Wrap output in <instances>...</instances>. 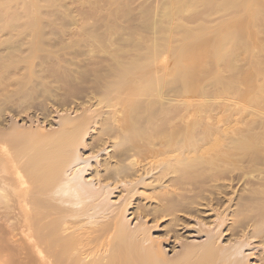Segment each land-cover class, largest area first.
I'll return each mask as SVG.
<instances>
[{"label": "bare ground", "instance_id": "bare-ground-1", "mask_svg": "<svg viewBox=\"0 0 264 264\" xmlns=\"http://www.w3.org/2000/svg\"><path fill=\"white\" fill-rule=\"evenodd\" d=\"M155 1L156 8H140L143 29L163 35L134 34L124 38L126 45L117 36L130 29L112 20H127L136 1L76 2L99 4L100 11L117 6L97 15L96 24L94 10L80 8V23L91 19L109 36L95 27L84 38L91 48L81 49L86 30L68 48L62 44L63 26L76 23L58 16L62 0H0V264H249L250 240L257 238L264 250V0ZM65 48L75 49L66 52L70 59L85 56L71 64ZM92 51L105 63L92 62ZM168 54L170 69L161 64ZM74 82L94 94L84 108L72 116L60 108L48 128L29 119L33 106L47 109L49 97L62 107V87L66 92ZM96 127L130 161H117L95 183L83 175L99 150L85 158L80 150ZM151 173L153 183L138 192ZM230 179L242 183L245 196L231 213L240 231L228 245L220 242L222 232L205 231L204 244L170 258L146 223L129 227L125 213L135 195L172 213L198 205L208 192H223ZM111 181L122 184L123 204L110 202ZM226 215L216 216L217 229Z\"/></svg>", "mask_w": 264, "mask_h": 264}, {"label": "rangeland", "instance_id": "rangeland-1", "mask_svg": "<svg viewBox=\"0 0 264 264\" xmlns=\"http://www.w3.org/2000/svg\"><path fill=\"white\" fill-rule=\"evenodd\" d=\"M78 1L77 0H62V2L65 5L63 4L62 11H59L58 16L62 17L65 20H74V18H75L76 19L75 20L76 23L73 24V25L72 24H68V26H66V25L63 26L64 27V28H62V30L64 31L63 32V36H66V37L62 36V38H64V39L61 38L62 41H63V42L62 41L61 42H62L63 45L67 46L66 48H68V45H70L76 37H77V40L79 39L80 33H82L81 31L86 30V31H83V32H87L86 33L87 35L85 34L84 37H82V39L84 40L82 42H86V43L83 44V43L79 42V44H80L79 46L82 45L81 49L84 48V47L91 48L90 46L92 44H90L89 41L90 42H92V41L90 40V38H88L89 40L88 39H84L85 36L90 37L92 35L91 34V30L93 28H95V27H100L101 29H102V27H104V25H102V27H101V25H98V26L95 25L98 22L97 19H96L97 15L98 16L100 15L102 17V16H104V14H106L108 12L115 11L117 9V6H115V4H113L109 8L111 11H109V9L107 11L106 10L100 11L99 8H98L99 4L96 7L93 8V6H91V5H89V7H87L88 5H85L88 2H86L85 4L83 3L82 5H79V4L76 5V2L80 3V0H78ZM86 1H88V0H86ZM134 1H136L135 4L131 3L132 5L130 7V10L132 12L130 11V14H129V17H128L129 20L128 19L127 20H120L122 23H120V21L118 19L115 20V21L112 20V22L115 23L118 28L124 29V27H125V28H129L130 29V33H126L125 32L124 34H121L122 36L118 35L117 37L119 38V36H120V39L123 38V41H124L123 44L127 41V40L125 41L124 38L129 37L127 39L131 40V39H133L134 34H138V35H140V37H142L144 39H149V38H152V37H161L163 35L162 33H160V35H158V33L152 34L150 31H147L146 29H143V25L145 24V22L143 20V17L140 16L141 15L140 13L142 11V9H140L141 6L144 9L149 8L148 6H150L151 8H156L155 7L156 6V4H155L156 1L155 0H138V1L134 0ZM152 1H154L153 2L154 6L152 5L153 4ZM82 2H83V0L81 1V3ZM147 4H148V6H147ZM78 5H79V8H78ZM82 6H83V9L86 6L87 7L86 9L90 8V9L94 10V11H91L92 15L94 14L93 17L95 18V20L92 18L95 21L94 22L95 24L93 23L94 27H92L91 19H89L90 21L87 22L88 26L83 25V22L80 23L81 21L78 20V19H81V18H78L80 16V14L77 13V12L81 11V9H82L81 7ZM100 6H101V4H100ZM139 9H140V11H139ZM136 10H137L138 13L136 12ZM95 14H96V16H95ZM157 15L159 17V18H157L158 22H160L159 12H157ZM100 16L98 18H100ZM77 20L79 22H77ZM79 25L85 26L84 27L85 29L83 28V26L80 27ZM49 27H48L47 30L50 31V29L52 27L51 28H49ZM69 27H70V29H69ZM80 28H81V30H80ZM88 28H89V30H88ZM102 30H100L99 33L100 34L102 33L101 35H103V36H107V32L105 31V29L103 30V32H102ZM76 33L78 34L79 37L77 36ZM49 34H50V32H49ZM83 34H82V36H83ZM47 35H48V32H47ZM125 35H127V36H125ZM51 36L49 38H51ZM123 36H125V37H123ZM107 37H109V36H107ZM117 37H115V38L117 39ZM53 38H52V40H53ZM77 40L75 39L74 42H76ZM123 44L121 46H123ZM126 44L127 43H125V45ZM126 47L127 46L121 47V48H123V49L125 48L127 50ZM89 48H88V50H90ZM128 48H130V46ZM65 49H64L65 52L63 51V54L64 53L66 54L65 59H67L69 56H67L66 52L71 53L75 49L74 48H73V50H71V49H68V50L66 49L65 50ZM93 49H94V47H93ZM77 50H79V47H77L76 51ZM84 51H86L87 55L91 54V52L87 51V49L84 50ZM93 51H95V50H93ZM95 53H96V55L98 54L97 52H95ZM92 54H93V57L95 59H93V61H92V58H91L92 56L91 55H90L91 57L87 56L89 59H91L90 61H92V62L95 61L96 65L98 64V62H97L98 60H99V62H101L100 64H102V63L104 64L105 63L104 60H106V59H104V58H103L104 60L102 59V56H103L102 54H98V57L94 56L95 55L94 52ZM99 55H102V56H99ZM84 56H82V58L81 57H79V58H81V60H82L84 58ZM87 57H85V58H87ZM105 57H106V55H105ZM76 58L79 59L78 57H76ZM76 58L70 59V57H69L67 60L70 59L69 62L73 61L74 63H76V65H78L77 61H80V60H76ZM172 61H173L172 54L171 55L168 54L166 56V58L164 60H162L161 64L163 65V67L169 68L172 65ZM73 62L71 64H74ZM79 64H81V63H79ZM74 84H75V82H74ZM74 84L71 83L70 87L73 86ZM75 85H77V86H74L75 88L78 87L77 89H75L77 91L73 92V90H74L73 88L74 87L73 88L71 87L70 90H72V89L73 90H72V92H70V90H68L69 88L66 87L65 89L68 90V91L66 90L67 94H66V92L64 91V89L62 87V92L61 93L64 92L63 93L64 105H62V107H59V109H58V105L59 104L57 102H55V103H57V105L54 103L55 98H53V96H52V98L49 97L47 99L48 102H47V100L45 101V102H47L45 104L48 105V107L46 109V106H44L45 105L44 104L43 106H44L45 110H43V111H38L40 106L36 105L37 101H35V103H34L35 106L36 107L38 106L39 108L37 107L38 109H36L33 106L32 108H35V109L32 110V108H31V110H29L30 112L28 111L27 116L29 117V119H32L34 121L37 119V120H40L41 122L46 121L44 124H45L46 128H48L49 124L47 123V121L49 122V120H50V121L53 122L54 120H56L57 114H62V110H63L62 108L63 107L67 110L66 112L68 114H71V116L75 114L76 110L78 111V109L84 108V106L89 102V99L92 100V97L94 96V94L91 93V90H89L90 88H88L86 84H80L79 85L80 87L78 86V84H75ZM87 88H88L89 91L87 90ZM78 89L81 91L80 93H79ZM82 90H83V92H82ZM52 94H53V91H52ZM57 94L59 95V92ZM68 94H70L71 97ZM76 94H77V96H76ZM60 95H61L60 97L62 98V94H60ZM61 98H59V99H61ZM63 99L61 101H63ZM192 99L194 100V98H191V100ZM191 100H189V101H191ZM227 113H222L221 112V113H219V115L220 116H223V115L226 116ZM46 118H47V120H46ZM20 123H21V121H20ZM92 131H93V129L89 132L90 134H88L84 138L85 147L82 148L83 150L82 149L80 150V154H81L82 157L85 158V156L87 157V155H90L91 153L97 152L99 150V153L98 152L95 153L94 154L95 156L89 160L88 165L86 167L87 169L85 170L84 175H83L84 180H88V179H90V178H92L94 176L93 178H94V182H95V181H97L96 180L97 178H104V176H107L106 174H108V171L109 172L113 171L115 166L118 164L117 161L119 162V164L120 163L121 164L124 163L125 165H127L129 163V161H130V158L128 159L129 160L128 161L127 158H122L121 159V157L116 155L117 154L116 153L117 149L119 147L116 149L117 146L115 147L113 145L114 144V140L107 139V138H104V137L100 136L99 135L100 133L98 132V131H100L99 127H96L95 131H93V132ZM101 143H103V144H101ZM120 148H123V147L120 146ZM102 149H105V150H102ZM117 157L120 159V161L124 160V162L123 161L120 162L119 160H117L118 159ZM143 158H142V165L144 166V169H148L147 160L149 158H148L147 155H144ZM141 168H143V167H141ZM153 175H155V173H151L149 175H144V177H142V182L143 183L138 185L136 187V190L138 192H141L142 189H144L145 185L149 184L150 182L153 183ZM227 181L228 180H226V182L224 181L225 183H223L224 189H225V190H223V192L222 191L221 192H213L211 189H208V191H210V192L212 191L210 194L214 195L215 197L212 196V195L210 196L209 192L206 191V193L207 192L208 193L203 195V197L205 199L203 198L202 201L198 202V205H197V203H193L195 205L192 204V205L188 206L190 208L187 207L188 209L187 210L185 209L186 211L185 210H178L177 208H175L177 210L173 209V211L175 210L174 212L172 211V213H170L171 212L170 211V212L167 213L162 208V205H163L162 203L154 201L152 199L148 200V199H146L143 196L135 195L134 198H132V201H130V205L126 208V210H127V212L125 213L126 220L128 221V224H129L130 228H134L137 225H139L140 223L141 224L146 223V226L149 227V229H150L151 238L153 240L161 243L162 249L166 252L167 256L170 257V258H176L179 255V252L181 253L183 248L184 247L186 248V246L190 247V245H191L192 247H195V245L199 246V244H201V243L204 244L206 242V239H207L206 238L207 236H205V234H206L205 231H211V230L216 231L217 230V231L222 232V238L220 239V242L223 245H228L229 242H232L231 240L236 239V237H237L236 235H237V233H239L237 231L238 230L240 231V229H239L240 227H238V225H237V227H238L237 231L235 230L236 228L232 227L233 218H232V214L231 213H233L235 211L236 207H237L236 203H238L237 200H239L237 197L239 196V197L242 198L243 196H245V194H244L245 191H244V186L242 185V183L240 181L238 182V180H231L230 179V181H229V183L231 182L230 184ZM232 181H235V182L232 183ZM115 182H117V181H115ZM115 182H112V181L109 182L110 188L116 186L115 189L112 190V194L110 195V202L114 206H117L118 204L119 205L121 203L123 204V199L121 197V195H122V184L118 183L119 185H115V184H117ZM166 182L167 181L164 180L163 184H165ZM145 190H146L147 193L152 192L150 187H148L147 189L145 188ZM224 192H225V194H224ZM191 196H192V194H188L187 198H191ZM207 202H208V204H207ZM175 212H177V213H175ZM218 214L221 215V217L224 214L225 215L227 214L226 217H228V218H226L227 222L225 221L222 224V226L218 227V229H217L215 225H216V223L218 221L217 218H216V216ZM172 215H174V216L172 217ZM229 216H230V218H229ZM174 217L176 218V220H175ZM173 224H176V225H173ZM234 226L236 227V225H234ZM234 232L236 233V235H234ZM256 239L257 238L253 239L254 241L250 240L249 241L250 245L245 248V251H244L245 255H246L245 260L248 261L249 264H264V260H263L264 258L262 257L264 255V254H262L264 252V250H263V248L261 246L257 247L258 245H255L257 243L260 244V241L258 240L259 241L258 242ZM253 245H255L256 248ZM252 246H253L254 249L252 248ZM248 255H250V256H248Z\"/></svg>", "mask_w": 264, "mask_h": 264}]
</instances>
